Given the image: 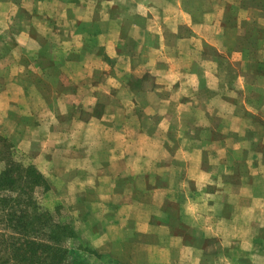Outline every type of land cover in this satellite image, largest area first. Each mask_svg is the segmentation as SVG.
I'll return each instance as SVG.
<instances>
[{
    "label": "crops",
    "instance_id": "0c3cea01",
    "mask_svg": "<svg viewBox=\"0 0 264 264\" xmlns=\"http://www.w3.org/2000/svg\"><path fill=\"white\" fill-rule=\"evenodd\" d=\"M1 131L98 255L264 264V0H0Z\"/></svg>",
    "mask_w": 264,
    "mask_h": 264
},
{
    "label": "trees",
    "instance_id": "16d2710c",
    "mask_svg": "<svg viewBox=\"0 0 264 264\" xmlns=\"http://www.w3.org/2000/svg\"><path fill=\"white\" fill-rule=\"evenodd\" d=\"M17 153L25 158L0 137V264H92L93 257L122 264L88 249L70 222L38 204L37 189L51 192V187L36 167L17 159ZM58 203L57 212L62 207ZM69 240L79 243L82 255L71 253Z\"/></svg>",
    "mask_w": 264,
    "mask_h": 264
},
{
    "label": "rangeland",
    "instance_id": "374dc122",
    "mask_svg": "<svg viewBox=\"0 0 264 264\" xmlns=\"http://www.w3.org/2000/svg\"><path fill=\"white\" fill-rule=\"evenodd\" d=\"M27 101H29V100H27ZM29 106H30L29 103H27L26 106H24V107L29 108ZM119 115H120V113H119ZM11 117H12L11 119L15 120V118H13L14 117L13 115H11ZM137 118H138V120L141 119L139 115H137ZM7 131H12V129H9ZM0 137L7 139L15 147V144L6 136V134L3 131L0 132ZM21 154H23V153H21ZM16 155L18 156L17 159L24 161V162L26 161L29 164V159L25 154H23V157H25V158H21V156L18 153ZM48 184L51 187V190H52L51 192H44L42 189H37V191L35 192V197H36V201L38 202V204L40 206H46L47 210L50 211L51 213L55 214L56 216H57V214H61V216H63V219H61V220H64L66 222H70L72 224L73 229L75 230V233L77 234V236L80 238L81 243L83 245H85L88 249H91L93 252H95L94 249H92L85 241H83L81 239L79 233L77 232V229H76L77 227L73 223V221H74L73 214L71 213V211L69 209H67V207H65V205L61 201V196L63 195V193L60 191L63 188L61 181L60 180H53V182L48 181ZM56 201H58L59 203ZM56 203H58L62 206L61 209L58 210V212L56 211V207H55ZM78 244H79L78 242L73 241V240H69L67 242V246H68L69 250L75 256H77L78 254L82 255V251L79 248H77L79 246ZM105 256H108V255H105ZM111 257L113 259L117 260L115 257H113V256H111ZM101 262H102V264H108V263H110V260H98V259H95L94 257L90 260V263H92V264H101ZM134 264H143V263H141V261H136Z\"/></svg>",
    "mask_w": 264,
    "mask_h": 264
}]
</instances>
